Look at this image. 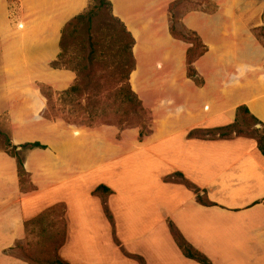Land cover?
<instances>
[{"label": "crops", "instance_id": "1", "mask_svg": "<svg viewBox=\"0 0 264 264\" xmlns=\"http://www.w3.org/2000/svg\"><path fill=\"white\" fill-rule=\"evenodd\" d=\"M109 1L135 39L129 82L154 117L143 136L136 128L90 129L46 118L39 86L60 91L75 74L49 67L51 32L40 43L30 28L22 51L20 38L8 28L5 0H0V124L17 150L25 143L44 146L23 152L27 182L19 176L16 158L0 149V264H28L16 251L26 238V221L56 204L66 206L67 237L59 254L69 264H138L113 243L100 199L92 195L99 184L112 191L106 202L117 238L146 264H199L180 251L168 221L211 264H264V156L256 141L186 136L195 127L231 124L243 104L264 123V47L256 31L231 22L219 27L203 21L205 28L196 22L222 12L187 16L184 25L206 45L193 63L202 80L198 85L187 77L188 45L173 42L167 28L172 46L136 51L131 9L163 0H154V6L152 0H137L138 6L132 0ZM236 15L264 26V9ZM174 172L205 190L216 205H201L182 184L164 181Z\"/></svg>", "mask_w": 264, "mask_h": 264}, {"label": "rangeland", "instance_id": "2", "mask_svg": "<svg viewBox=\"0 0 264 264\" xmlns=\"http://www.w3.org/2000/svg\"><path fill=\"white\" fill-rule=\"evenodd\" d=\"M135 1L137 0H132L131 4H137ZM166 1L163 0V4L155 7H145L139 3L141 7L138 10L131 9L132 15L129 16V19L136 27L135 36L138 42L136 51L172 46V41H182L189 47L193 42H185L178 37L179 35L172 36L170 34L173 38L171 41L165 28L168 29L169 33L171 28L186 32L189 29L184 25L185 18L189 15H199L201 13L216 16L217 12H222L221 17L218 15V18L212 20L205 19L201 21V19H197L196 22L200 24V27L205 26L204 22L219 27H223V25H219L220 22H231L238 27L241 25L240 28L255 30L257 38L261 39V41L259 40L260 43L262 45L264 43L263 26H255L258 22L257 19H240L236 17V13L239 11L250 13L262 11L264 0H260L261 3L259 0ZM175 1L177 3L170 8ZM94 3V0H5L8 28H11L12 33L20 38L22 51L24 49L22 41L30 28L35 30L33 35L36 36V41L40 43L44 41L45 32H51L54 49L49 67L54 70L68 69L74 72L75 78L69 86L73 84L77 77V66L85 63L91 43L89 39H95L99 43V56L96 61L98 72L96 82H98L101 91L99 96H93L91 99L85 98L80 102L78 99H70L69 96H59L58 92L62 90L54 91L46 85H40L41 93H47L50 97L49 101L46 99V118L64 122L70 126L90 129L99 127H114L119 130L136 128L139 133L145 135L151 131L153 125L154 117L151 112L143 105L134 107V104L123 101L120 95V88L123 85L122 74L131 60L126 52L119 50L120 46L127 41V36L121 33L117 22L107 14L105 9H100L98 16L91 24L85 23L75 29L74 34L77 35V38L70 35L74 29L73 27L65 28L66 23L71 18L88 11ZM151 5H157V2L152 0ZM113 9L112 6V14L116 17ZM233 25L228 24L226 26L232 27ZM197 35L201 38L198 33ZM188 38H191V35ZM200 40L199 42L204 44L202 38ZM160 67L161 64L158 61L155 68L158 70ZM207 107L208 104H205L204 108ZM256 127H259V125L257 124ZM74 134L77 135L80 132L74 130ZM8 144L7 134L0 124V149L11 151ZM50 208L28 220L26 238L16 246L17 254L23 259L30 258L31 264H46L41 259L45 256L41 248L57 245L63 239L58 234V231L63 229V207L56 204ZM74 245L76 246V243ZM74 255L76 256V253ZM37 260L42 263L37 262Z\"/></svg>", "mask_w": 264, "mask_h": 264}, {"label": "trees", "instance_id": "3", "mask_svg": "<svg viewBox=\"0 0 264 264\" xmlns=\"http://www.w3.org/2000/svg\"><path fill=\"white\" fill-rule=\"evenodd\" d=\"M94 2L95 3L88 11L84 13H80L74 16L73 18H71L66 23L65 28L73 27L74 29L72 33H70V35H73L74 38H77V35L74 34V32L76 31L75 29L85 23L91 24L93 20L98 16L99 10L105 9L107 14H109L111 18L114 19L115 22H117V24L121 29V33L127 36V41L120 46L119 50L121 52H126L131 62L129 63L127 68L123 71L122 74L123 85L120 88V95L122 96L123 101L128 102L130 104H134L133 105L134 107H141L142 102L139 99L138 95L132 90L129 82L130 74L135 69V60L132 54V48L135 43L134 37L127 30L124 23L121 22L118 18L113 16L112 5L109 0H94ZM176 3L177 1L173 2L170 8H172ZM263 30H264V26H263ZM170 34L172 36L179 35L178 37L185 42H193L186 51L187 77L194 79L198 85L202 84V80L197 78V72L193 67V63L205 53L206 45L203 44V42L202 43L199 42L201 41L200 40L201 38H199L197 33H195L192 30H186V32L185 31L183 32L181 30H176L175 28H171ZM190 35L191 38H188V36ZM257 39L261 41V39L259 38ZM89 40L91 41V43L87 51L85 63L77 66L76 79L74 80L73 84L70 85L68 88L58 92L59 96H63V97L69 96L70 99L72 98L78 99L81 102V100L85 98L91 99L93 98V96H99V94L101 93L100 86L98 82H96L98 78L96 61L99 56L98 55L99 43L95 41V39L94 40L89 39ZM262 46L264 47V43ZM42 94L49 101L50 98L49 94L44 92H42ZM44 116H45V109H44ZM257 124L259 125V127H256ZM140 136H143V134L140 133ZM186 136L187 138L190 139L194 138V139H202V140L232 139L235 137L252 138L256 141L257 149L262 154V156H264V123L261 122L258 118H256L245 104L237 107L235 119L231 124L213 127V128L195 127L190 129L187 132ZM8 142H9L8 146L11 149V151L9 149H5V150L16 158L19 176L22 182H27L28 181L27 173L23 167V152L35 147L44 148V146L38 142L25 143L20 146L21 150H17V146L11 144L9 137H8ZM164 181H173L182 184L194 194L196 202H198L201 205L204 206L216 205L208 198L205 190L200 189L193 182H191L186 177H184V175L180 172H174L172 174L165 176ZM111 193L112 191L110 190V188L104 184H99L92 191V195L100 199L103 214L110 224L113 243L118 247V249L126 258L132 259L136 261L138 264H146L144 259L140 255L132 254L126 251L125 248L122 246L120 240L116 236L114 218L106 202L107 197ZM60 205H62L63 207V212H62L63 229L59 230L58 234L61 235L63 239L57 245H54L52 247L44 246L43 248H41L43 250V255H45L41 259L46 264H69L59 254V249L64 245L67 237V222L65 218L66 206L65 204H60ZM27 222L28 221H26V224ZM168 228L173 240L175 241L176 245L178 246V248L186 258L194 260L199 264H211V261L202 252L197 250L184 238V236L181 234L178 228L171 221H168ZM25 260L28 262V264H31L30 258L27 257V259ZM37 262L42 263L38 260Z\"/></svg>", "mask_w": 264, "mask_h": 264}]
</instances>
